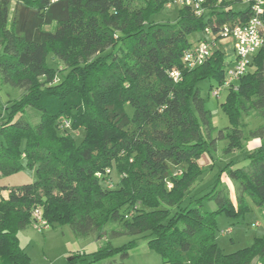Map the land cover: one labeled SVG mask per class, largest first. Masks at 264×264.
Here are the masks:
<instances>
[{"label": "trees", "instance_id": "16d2710c", "mask_svg": "<svg viewBox=\"0 0 264 264\" xmlns=\"http://www.w3.org/2000/svg\"><path fill=\"white\" fill-rule=\"evenodd\" d=\"M171 1L0 0V80L23 90L0 113V176L25 167L37 173L33 183L0 187L8 192L0 198V264H32L19 233L36 208L50 226L70 225L80 239L146 238L163 264H264V235L231 254L216 240L220 215L244 216L248 198L264 206V126L251 132L261 145L246 149L243 123L251 113L264 118V49L236 90H227L221 108L230 125L221 129L199 85L213 82L211 92L224 82V51L218 47L195 69L182 62L207 27L242 24L250 7L235 11L229 1L207 0L204 16L183 6L174 22L152 21ZM50 54L67 74L48 65ZM173 68L182 80L170 77ZM28 108L39 117L34 126ZM222 140L225 154L242 151L249 161L236 167L231 160L220 170L237 183L236 203L220 173L204 195L206 187L195 188L205 171L200 157ZM108 168L118 175L113 187L108 175L97 176ZM210 201L213 211L205 210ZM114 224L121 228L109 235ZM138 242L108 241L72 260L94 264L120 255L124 264Z\"/></svg>", "mask_w": 264, "mask_h": 264}, {"label": "rangeland", "instance_id": "374dc122", "mask_svg": "<svg viewBox=\"0 0 264 264\" xmlns=\"http://www.w3.org/2000/svg\"><path fill=\"white\" fill-rule=\"evenodd\" d=\"M226 1L231 2V8L235 11H242L248 7L246 3L238 0ZM166 9L164 13L153 16L152 21L174 22L177 19L181 6L174 5L172 8ZM196 36L192 38L194 39ZM52 58L53 55L50 54L47 59L48 65L62 70V74H67L68 69H66L65 64L62 61ZM59 76L61 77V75ZM212 84L213 82L206 80L201 82L199 87L201 88L202 96L208 99L206 107L212 111L214 124L221 129L230 125L227 115L221 108V104L226 100L228 91L225 90L220 98H216L210 92V86ZM233 90H236V88ZM22 93V89L5 85L0 80V113L3 112V108L8 105L10 101L18 99ZM27 111L25 118L28 119L31 125H36L39 122L38 115L32 111L31 108H28ZM127 111L131 114L133 108L128 107ZM243 123L245 125L244 132L246 136L244 146L248 149L252 147L254 140H261L259 138H253L251 132L264 126V118L259 117L256 113H251L248 116H243ZM81 130L84 133V130ZM75 135L77 136V140H80L78 136H80L81 133L76 132ZM2 142L3 138L0 134V147ZM227 145V140L219 141L216 150L212 151V153L206 152L200 157L199 162L205 171L203 178L198 181L195 188L199 190L200 188L206 187L203 190L207 191H203L204 193L202 195L209 191L212 187V183L218 177L220 170L228 165L231 160L235 162L236 167H243L249 164L248 160H244L242 151H237L229 155L225 154L224 149ZM220 174L221 185L227 188L230 197L236 203L237 183L230 179L227 171ZM117 177L118 175L115 170L112 176L113 183L111 182V187L115 186L114 180L116 181ZM36 179V169L25 167L11 175L0 176V187L12 189L24 184L33 183ZM4 192L5 191L1 194H4ZM191 199V196L187 197L183 205H187ZM248 203L250 211L240 218H231L226 215H220L218 217L220 229L216 234V240L226 254H231L239 249L250 246L254 242L255 237L264 235V206H257L250 198H248ZM216 208L217 204L215 201L205 202V210L213 211ZM256 223H259V225H254ZM112 228L120 229L121 227L120 224L109 225L107 227L109 235L111 234L110 231ZM227 228H231L232 231L230 233H222V230ZM19 238L22 247H24L30 255L32 264H80L78 259L75 262L72 260L79 252H95L104 248L108 241H111L115 246H121L136 238H138L139 244L135 249L130 251V257L123 261L124 264H163L160 255L149 249L147 240L143 237L122 236L109 240H96L94 238L80 239L76 237L70 225H54L49 226L43 231H39L33 222L19 233ZM258 263V259H255L252 264ZM98 264H122V259L120 255H117L114 258L103 260Z\"/></svg>", "mask_w": 264, "mask_h": 264}, {"label": "built area", "instance_id": "2783aa9c", "mask_svg": "<svg viewBox=\"0 0 264 264\" xmlns=\"http://www.w3.org/2000/svg\"><path fill=\"white\" fill-rule=\"evenodd\" d=\"M222 0H219L221 2ZM246 3L251 10L248 20L242 24H223L218 27L217 31L207 27L204 31V38L193 44L187 49L182 57V62L188 69H195L203 65L219 47V44L224 39H232L235 49V63L233 66H225L226 76L224 82L217 85L211 91L212 95L220 98L225 90L236 88L238 81L248 72L252 59L255 54L264 49V0H239ZM207 0H172L166 8H172L174 5L181 7H190L196 16H204L207 12ZM170 77L178 82L182 80V71L178 68H173L170 71ZM69 126L68 122L65 123ZM114 168H108L105 173H97L99 178L108 175L107 183H113L112 176ZM168 186L171 188L172 184L169 182ZM33 219L36 228L43 231L50 225L42 215L40 208H36L33 212ZM254 225H259L256 223ZM231 228L222 230V233H230ZM258 264H261L260 262Z\"/></svg>", "mask_w": 264, "mask_h": 264}, {"label": "crops", "instance_id": "0c3cea01", "mask_svg": "<svg viewBox=\"0 0 264 264\" xmlns=\"http://www.w3.org/2000/svg\"><path fill=\"white\" fill-rule=\"evenodd\" d=\"M196 38H197V36H196ZM219 47L224 51V54H225L224 55L225 66H233L235 63V57H236L233 40L232 39H224L220 42ZM252 144H253L252 147L248 148V149H255V148L259 147L261 145V140H254ZM2 195H3V197H7L8 192L6 191Z\"/></svg>", "mask_w": 264, "mask_h": 264}]
</instances>
